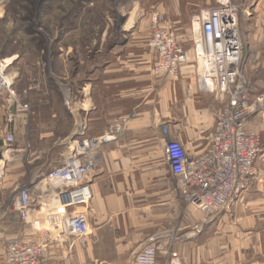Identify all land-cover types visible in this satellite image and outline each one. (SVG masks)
<instances>
[{
	"label": "crops",
	"instance_id": "obj_1",
	"mask_svg": "<svg viewBox=\"0 0 264 264\" xmlns=\"http://www.w3.org/2000/svg\"><path fill=\"white\" fill-rule=\"evenodd\" d=\"M188 8L184 16L180 7L170 14L165 6L160 7L163 13L167 11L169 23L184 44L199 29L196 15L190 16L193 10ZM253 10L258 20L244 43L242 39L243 56H248V74L254 73L256 83L264 89V0H258ZM151 18L152 14L144 17L131 32L118 29L117 40L110 46H116L111 48L112 56H99L98 66L91 70L93 79H88L91 83L83 84V101L76 112L70 105L73 113L69 116L86 122L88 137L103 135L116 121L125 119L127 125L118 139L107 141L99 150L90 181L89 236L75 245L68 259L64 251L51 248L50 263L132 264L142 246L153 243L160 250L157 264H167L170 257L163 252L165 243L179 235L182 239L172 250L183 264H264V106L245 124L261 140L251 187L237 198L229 213L205 218L176 191L167 146L177 144L194 155L205 151L214 125V97L200 87L193 56L177 77H153L156 55L146 46ZM7 72L4 80L11 79V89L16 92V74ZM8 93L0 88V105ZM29 115L19 113L14 122V139H21L15 149L21 156L30 153L28 138H24ZM3 128L4 118L0 117V136ZM42 153L30 156L37 159ZM38 236L36 229L17 219L12 206L9 212H0V264H5L9 239L34 240Z\"/></svg>",
	"mask_w": 264,
	"mask_h": 264
},
{
	"label": "built area",
	"instance_id": "obj_2",
	"mask_svg": "<svg viewBox=\"0 0 264 264\" xmlns=\"http://www.w3.org/2000/svg\"><path fill=\"white\" fill-rule=\"evenodd\" d=\"M213 1V6L200 8L196 14L199 29L192 34L193 58L200 87L223 102V107L214 113L213 129L204 152L194 155L177 144L167 146L176 191L205 218L229 213L237 198L251 187L261 140L245 124L264 106V94L250 98L241 78L244 57L238 21L246 5L242 0ZM151 19L147 46L156 55L151 74L156 79L177 77L189 56L159 12H153ZM0 88L9 92L6 100L9 113L0 136L1 186L7 171L5 158L14 151L15 117L29 110L17 99L11 81H5L1 75ZM85 123L82 120L65 141V152L55 166L44 167L18 188L12 211L19 221L36 229L39 236L34 240L9 239L5 245V264H51V248L64 251L68 259L75 245L89 236L87 207L98 153L107 141L116 140L125 132L127 120L114 122L98 137L86 135ZM181 239L173 235L166 241L163 252L170 257L167 264H183L172 250ZM159 251L158 246L146 243L132 264H157Z\"/></svg>",
	"mask_w": 264,
	"mask_h": 264
},
{
	"label": "rangeland",
	"instance_id": "obj_3",
	"mask_svg": "<svg viewBox=\"0 0 264 264\" xmlns=\"http://www.w3.org/2000/svg\"><path fill=\"white\" fill-rule=\"evenodd\" d=\"M242 3L246 6L244 13L239 15L238 24L244 43L250 28L256 27L258 18L253 9L258 0H242ZM159 4L165 6L169 14L180 7L184 16H187L185 7L190 6L192 9L188 11L193 10L190 16L195 17L200 8L213 6L214 1L0 0V75L2 78L9 75L8 70L16 74L14 88L17 93L13 92L28 106L27 114L30 113L24 133L30 145L28 152H43L37 159L30 153L21 156L15 149L21 143L16 136L12 144L14 151L6 156L7 171L0 186V212L11 210L18 188L31 181L36 171L53 167L61 159L65 145L61 146L60 141L81 122L69 116L73 113L70 105L76 112L77 104L83 101V84L93 79L91 70L98 66L99 56H112L111 51L116 46L112 49L110 46L117 40L118 29L131 32L139 21L157 11L176 33L187 56H194L192 38L186 44L181 43L179 33L168 21L167 11L163 13ZM243 57L241 78L249 97L255 98L264 94V89L256 83L254 73L248 74V56ZM5 79L10 80L12 86V80ZM222 107L223 102L214 98L215 112ZM8 113L5 99L0 105L4 123Z\"/></svg>",
	"mask_w": 264,
	"mask_h": 264
},
{
	"label": "water",
	"instance_id": "obj_4",
	"mask_svg": "<svg viewBox=\"0 0 264 264\" xmlns=\"http://www.w3.org/2000/svg\"><path fill=\"white\" fill-rule=\"evenodd\" d=\"M2 145H3V144H2V142L0 141V147H2ZM0 159H1V155H0Z\"/></svg>",
	"mask_w": 264,
	"mask_h": 264
},
{
	"label": "bare ground",
	"instance_id": "obj_5",
	"mask_svg": "<svg viewBox=\"0 0 264 264\" xmlns=\"http://www.w3.org/2000/svg\"><path fill=\"white\" fill-rule=\"evenodd\" d=\"M7 157H8V155H7ZM6 159V158H5Z\"/></svg>",
	"mask_w": 264,
	"mask_h": 264
}]
</instances>
